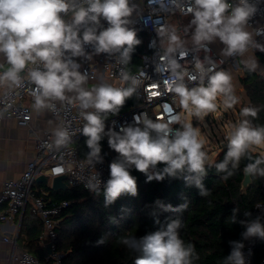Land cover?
Instances as JSON below:
<instances>
[{"label": "clouds", "instance_id": "obj_1", "mask_svg": "<svg viewBox=\"0 0 264 264\" xmlns=\"http://www.w3.org/2000/svg\"><path fill=\"white\" fill-rule=\"evenodd\" d=\"M136 10L132 0H0V57L7 65L0 72V87H18L25 77L34 86L31 92L32 107L35 111H55L56 101L75 104L80 109V117L85 122L79 130L87 137L86 145L89 163H102L101 140L105 135L107 114L117 113L126 99L135 91L136 78L122 72L124 81H131L128 88L116 87L110 83H100L86 88L87 73L80 71V64L73 57L86 56L85 45H92L96 54L107 53L118 57L119 63L127 65L136 46L141 44L136 31L130 27L131 17ZM257 5L253 0H238L233 5L228 0H189L184 8L192 19L188 25L195 47L207 50V45L217 39L225 46L222 54L227 57L243 56L250 47L264 51V46L253 39L248 30L249 20L256 14ZM69 19H65L69 16ZM108 26L103 28L101 20ZM99 30V31H98ZM264 30H256L262 34ZM160 46L163 47L161 62L156 66L160 74H167L166 89L173 100L189 115L202 119L218 108L217 100L225 109L239 102L234 94L232 76L227 71L214 70L215 63L209 59L195 60V72L190 74L177 59L187 53L184 42L174 27L158 30ZM91 59V56H87ZM254 70L256 62L250 65ZM4 65L0 64V68ZM198 81L197 86L188 87L187 82ZM72 93L73 96L68 94ZM167 120H153L146 114L135 116V123L124 126L119 132L109 130L108 144L119 154V159L110 164V178L103 185L105 207L112 205L125 194H138L137 181L130 174L133 166L144 173L147 182L163 181L168 178L183 177L189 186L199 189L200 196H208L209 190L203 184L208 166L224 173L227 180L239 168L242 158H250L257 149L264 150V126H254L247 117L255 118L257 110L250 107L241 109L245 117L232 125L228 132V146L224 159L214 165L209 164L205 150V140L199 128L190 121L172 114L170 107ZM174 124L180 127L174 128ZM75 133L67 127L53 130L55 146L66 145ZM158 164H164L157 170ZM264 155L250 162L244 168L249 176L264 177ZM99 175L92 176L85 184L90 192L99 195L101 190ZM164 212L182 213L188 201L173 207L156 201ZM264 210V205L257 204ZM238 208L232 210L231 221L236 223ZM246 219L239 223L245 228L243 240L251 237L264 239L262 216L252 218L250 211L243 213ZM159 223V221H157ZM181 220L169 217L166 226L142 237L122 236L120 243L138 253L134 264H195L199 255L195 246L186 243L179 234ZM98 245L104 243L101 237ZM231 251L221 264H245V247L242 241H229Z\"/></svg>", "mask_w": 264, "mask_h": 264}, {"label": "trees", "instance_id": "obj_2", "mask_svg": "<svg viewBox=\"0 0 264 264\" xmlns=\"http://www.w3.org/2000/svg\"><path fill=\"white\" fill-rule=\"evenodd\" d=\"M137 38L141 40V44L136 46L130 63L126 65L129 75L140 68L141 55L146 52L147 36L138 33ZM242 70L240 84L248 102L235 108L239 121L245 118L241 115V109L250 107L257 110V116H249L247 119L254 126H264V77L246 67H242ZM137 104L133 94L119 110H126ZM86 140L87 137L83 136L75 142L80 157H86L89 151ZM100 144L101 153L107 158L110 178V164L116 158L105 138ZM227 146L228 144L222 148L212 165L224 159ZM251 154L255 159L262 156L257 152ZM244 159L242 158L239 168L227 180L221 178L224 173L217 172L214 166L206 165L207 175L203 178V184L210 194L203 197L200 196L199 189L189 186L183 177H166L163 181L147 182L146 175L134 166L129 171L136 178L138 194L122 195L107 207L104 204L103 188L99 195L83 188H69L58 193L51 191L49 198L52 203H68L57 217L59 222L56 226L54 251L61 255V264H134L138 253L121 244L120 237H142L166 226L170 217L181 220L180 237L195 246L199 255L195 264H221L231 251L229 241L246 242L241 235L245 228L239 223L246 219L243 213L250 211L252 218L261 216L254 212L253 206L264 201V177L252 176V183L246 193H241L240 183L246 167ZM164 166L158 164L157 170ZM185 199L188 207L182 213L164 212L156 205L159 200L165 205L176 207L184 203ZM234 208L239 209L236 223L231 221ZM21 227L23 237L19 238L25 243L24 248L40 261H46L48 253L39 246V237L44 230L43 222L32 213L30 206L23 213ZM101 237L104 238V243L98 245L96 242ZM253 255L255 261L264 258V239L254 238Z\"/></svg>", "mask_w": 264, "mask_h": 264}, {"label": "built area", "instance_id": "obj_3", "mask_svg": "<svg viewBox=\"0 0 264 264\" xmlns=\"http://www.w3.org/2000/svg\"><path fill=\"white\" fill-rule=\"evenodd\" d=\"M136 5L131 20L132 27L136 33H143L146 38V52L141 55L140 68L130 76L136 78L134 96L138 104L126 109L119 110L117 113L107 114L105 120L104 138L108 143L107 133L109 130L119 132L124 126L135 123V116L146 114L148 118L155 120L169 119V113L166 108L172 109V114H178L182 117L181 107L173 100V95L165 87L167 74H160L156 71V66L161 62L163 47L160 46L157 32L162 27H174L177 34L185 39L186 35L182 25V18L189 16L184 13V8L189 4V0H132ZM230 4L235 5L238 0H228ZM257 5L256 14L249 20L248 27L253 29L256 39L264 37L257 35L256 30H264V0H253ZM70 16L67 18L69 19ZM177 19V22L174 21ZM174 22H176L174 24ZM103 28L108 26L107 22L101 20ZM175 25V26H174ZM99 31V30H98ZM86 56L73 57L80 64V71L87 73L88 81L85 85L110 83L116 87L132 86L131 81L122 79V72H126V65L119 63L118 57L107 53L96 54L92 45H85ZM186 55L180 58L177 53V59L180 64L187 68L190 74L195 72V60L199 58L204 60L206 66L211 59L215 64L214 70L220 71L225 67L233 66L237 56L227 57L218 54L210 44L207 50L197 48L192 42H184ZM256 50V47H251ZM87 56H91L88 59ZM25 79L18 87H8L0 95V123L5 119H12L21 127L29 129L32 135L36 133L30 128L33 113V97L31 92L35 86L27 80L26 71L21 73ZM188 87H195L198 81L187 82ZM55 111H49L57 127H67L70 132L75 133L70 141L63 146H55L52 131H44L42 135L37 136L35 142V158L27 163L25 170L17 179L7 180L3 183L0 193V223L21 221L25 209L30 206L32 213L36 214L43 222V233L39 237V245L45 249L50 244L51 254H48L46 261H40L36 256L23 250L13 255L11 260L19 264H61V255L55 253V241L57 239L56 226L59 222L57 218L62 210L67 206L66 201L52 203L49 195L51 190L36 189V179L44 176L48 181L54 177L65 176L66 185L69 188H85L92 176L99 175L101 180V189L104 183L109 179L108 162L104 154L102 163L95 165L89 163L88 157H80L75 142L84 135L79 130L85 123L80 117V109L67 100L64 102L56 101ZM183 120V118H182ZM174 128L180 127V124H174ZM55 128V129H56ZM113 155L119 159V154L113 150ZM257 204L264 205V201L257 202L253 206L255 213L264 217V210L258 209ZM261 223L264 224V218ZM254 238L246 240L243 252L245 254V264H264V258L259 261L254 260ZM5 239V242H8Z\"/></svg>", "mask_w": 264, "mask_h": 264}, {"label": "crops", "instance_id": "obj_4", "mask_svg": "<svg viewBox=\"0 0 264 264\" xmlns=\"http://www.w3.org/2000/svg\"><path fill=\"white\" fill-rule=\"evenodd\" d=\"M191 19V15L182 18V25L186 37L182 39L181 36H179L183 42H192L191 32L193 29H188ZM174 21L177 22V19H174ZM176 22H174V24ZM248 30L252 32L255 42L264 46V37L256 39L253 29L248 27ZM210 45L218 54L223 55L222 50L225 46L222 42L217 39L210 43ZM253 61L256 62V67L253 71L264 77V51L258 48L253 50L250 47L243 56H238L233 66L222 69L223 71L229 72L233 78L234 94L239 99V102L233 106L234 108L248 102L246 93L240 84V78L243 75L242 67L250 69V67L246 66L245 62H248L250 65ZM0 64L4 65L3 68H0V72L6 70L7 65L2 57H0ZM96 85L97 84L89 85L88 88L91 89ZM7 88L8 87H0V95ZM68 95L73 96L74 94L69 93ZM30 128L37 136H40L44 131L54 130L56 128V123L47 109L40 112L33 110ZM37 136L32 135L28 128L19 126L15 120L5 119L0 123V193L3 183L7 180L17 179L25 170L27 163L35 158V142ZM50 186L51 181H48L47 185L36 183L34 190L50 189ZM19 237H23L21 221L15 220L14 222L0 223V264H19L17 261L11 260L13 255L15 256L21 251L26 250L24 248L25 243L23 240L20 241ZM5 239L9 241L5 242Z\"/></svg>", "mask_w": 264, "mask_h": 264}, {"label": "rangeland", "instance_id": "obj_5", "mask_svg": "<svg viewBox=\"0 0 264 264\" xmlns=\"http://www.w3.org/2000/svg\"><path fill=\"white\" fill-rule=\"evenodd\" d=\"M217 103V110L202 119L189 115L183 108L180 111L183 120L190 121L194 127L199 128L201 137L205 140V150L209 156V164L215 161L222 148L228 144L227 136L231 126L239 122L234 107L225 109L221 104V98H218ZM253 152L264 155V150L257 149Z\"/></svg>", "mask_w": 264, "mask_h": 264}, {"label": "water", "instance_id": "obj_6", "mask_svg": "<svg viewBox=\"0 0 264 264\" xmlns=\"http://www.w3.org/2000/svg\"><path fill=\"white\" fill-rule=\"evenodd\" d=\"M70 16V14H69ZM69 16H66L65 19H67ZM245 164L247 165L250 162H253L255 160V158L253 157V155L250 153V158H245ZM66 177L65 176H57L54 177L51 180V186L49 187L51 191L58 193L59 191H66L69 189V187L66 185ZM47 178L44 176H39L36 179V183H42L47 185ZM252 183V176L247 175L244 171H243V178L241 180L240 183V191L241 193H246L247 189L249 188V186ZM45 250L48 254H51V249H50V244H47L45 247Z\"/></svg>", "mask_w": 264, "mask_h": 264}]
</instances>
